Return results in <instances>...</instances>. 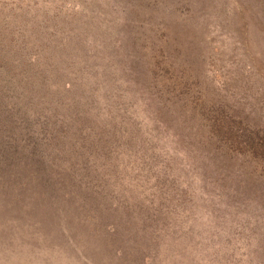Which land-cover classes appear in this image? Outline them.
I'll list each match as a JSON object with an SVG mask.
<instances>
[{
	"label": "rangeland",
	"instance_id": "1",
	"mask_svg": "<svg viewBox=\"0 0 264 264\" xmlns=\"http://www.w3.org/2000/svg\"><path fill=\"white\" fill-rule=\"evenodd\" d=\"M21 70L0 264H264V0H0Z\"/></svg>",
	"mask_w": 264,
	"mask_h": 264
},
{
	"label": "trees",
	"instance_id": "2",
	"mask_svg": "<svg viewBox=\"0 0 264 264\" xmlns=\"http://www.w3.org/2000/svg\"><path fill=\"white\" fill-rule=\"evenodd\" d=\"M9 78H13L11 80L12 83L4 84L0 87V144L4 141V139L7 137V135H11L14 131L13 129H20V134L18 135V142L23 143L24 140V132L25 137L26 134L29 133L28 129V122L32 120V116L35 118L37 115L32 110H24V112L21 114L19 111V108L21 106V102L23 103L25 100L28 102V107L32 106L33 97L30 93L32 90H35V88H38L37 84V76H31L33 75L32 72L26 73L24 71H18V73H7ZM20 76L19 80L18 77ZM1 80V78H0ZM2 81V80H1ZM14 88H18V94L15 95L13 98H9L8 100L15 101H8L7 96H10L13 91H11ZM10 94V95H9ZM12 97V96H11ZM36 99L34 98V101ZM22 118V119H21ZM41 120V119H40ZM5 129V130H4ZM17 140V139H16ZM16 145L17 146V141ZM11 149V148H10ZM9 153L6 151L3 154L8 155L10 158L14 157L17 153H19V150H13L11 149ZM2 151V150H0ZM2 154V155H3ZM78 191H73L70 196H78L79 194H76ZM71 193V191L68 192V194ZM76 194V195H73ZM66 195V194H65ZM69 196V195H67ZM69 200H73L72 198H69Z\"/></svg>",
	"mask_w": 264,
	"mask_h": 264
}]
</instances>
